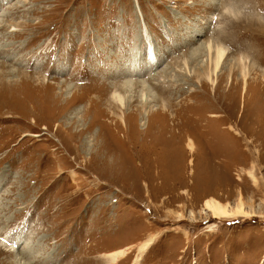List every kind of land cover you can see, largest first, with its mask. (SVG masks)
I'll return each mask as SVG.
<instances>
[{
    "label": "rangeland",
    "instance_id": "obj_1",
    "mask_svg": "<svg viewBox=\"0 0 264 264\" xmlns=\"http://www.w3.org/2000/svg\"><path fill=\"white\" fill-rule=\"evenodd\" d=\"M216 1L218 8L207 6L208 0H0V21L9 14L4 20L17 30L8 37L0 30V46L13 45L19 54L12 62L0 60V73L7 74L6 85H0V224L8 226L1 237L13 239L24 228L43 258L51 253L52 264H105L104 256L126 249L114 264H264V108L258 111L255 102L260 95L264 100V43L260 47L255 38L264 37L244 22L212 36L229 19L217 16L224 7L263 17L264 0ZM211 16L217 18L209 22ZM202 28L199 44L212 36L231 58L217 89L204 80L201 88L191 78L185 90L179 86L190 74L184 58L194 71L201 55L197 62L189 57L198 42L191 37ZM248 32L255 38L246 37ZM150 45L159 59L154 68ZM246 54L262 67L248 77L249 92L233 61ZM145 61L143 79L170 70L145 92L153 90L169 107L149 129L140 124L138 97L129 109L111 101L110 92L103 97L107 105L92 101L100 95L92 92L94 85L117 83ZM26 73L40 82L51 79L56 89L35 90L25 111L24 91L12 83ZM59 84L72 93L62 94ZM75 86L84 89L68 103ZM44 102L52 108L50 117L41 109ZM129 110L134 113L127 132L116 118ZM11 113L15 118H8ZM215 125L218 132L211 136ZM33 126L32 136L25 137ZM218 134L238 149L206 156L188 151L190 138L205 148L204 141L216 142ZM60 140L69 151L82 148L83 162L72 159L78 151L61 149ZM210 197L229 208L245 201L257 217L213 220L202 212ZM210 225L215 226L207 232ZM152 237V246L141 253ZM2 259L20 264L18 258L1 254Z\"/></svg>",
    "mask_w": 264,
    "mask_h": 264
},
{
    "label": "bare ground",
    "instance_id": "obj_2",
    "mask_svg": "<svg viewBox=\"0 0 264 264\" xmlns=\"http://www.w3.org/2000/svg\"><path fill=\"white\" fill-rule=\"evenodd\" d=\"M9 1H11V0H7V2H9ZM219 3L216 0H208V2L206 4H207V6L210 5L211 7L218 8L219 7ZM223 14L229 16L228 17L229 19L224 20V23H222L220 25V27H218V29L217 28L215 29V32H213L212 36H214L216 33L220 34L221 33L220 30H222V32H223L224 27H230L232 24H242V25H244V23H245L246 27H249V29L250 28H255V29H250L252 32H254V31H256V33L259 32L260 36L264 37V16L263 17L262 16H252V15L247 16V15H244V13H242L240 11H234L232 8L229 9L227 7H224V12L221 13V15H217V16L220 17V16H223ZM8 16H9V14L4 13V15L2 16V20L0 21V30H1L2 34H4L7 37L11 36L12 32H17V30L13 28L15 26L10 24V22L4 20V18H6ZM216 18L217 17H215V16H211L209 22L213 21V19H216ZM253 26H256V27H253ZM257 27H258V29H257ZM205 33H206V28H202V30H197L196 32H194V35H196L195 37L194 36L191 37L192 41H198V42H197V45L195 46L196 48H191L192 49V53L190 54L189 57L192 60H194L193 62H195V61L197 62L198 61V53H200L201 60L199 62H197V66L198 67L196 66L194 71H192V70H190V68L188 66V64L190 62L187 60V58H184L183 67L186 70H188V73H190V74H188V77H186L187 78L186 82L185 83H181L179 86L184 87L185 90L189 89V87H188L189 83L187 84V82L191 78L195 79L196 85L198 84V86L201 87V88H203L202 87L203 86L202 85V80H204L205 82H208L213 88L215 87L217 89L219 87L218 86L219 85L218 79L220 77V74L222 73L221 68H222V66L225 65V63L229 60V58H231V57H229V53L231 52V51L229 52V48L226 47V46L224 47L221 42H219V41L217 42L215 39H212L213 38L212 36H211V38L207 39L204 44L200 45L199 44L200 39L202 38L203 34H205ZM15 35L18 37V35H20V34L15 33ZM236 36H237V34H236ZM245 36L246 37L255 38L253 36V34L250 33V32L246 33ZM146 38H148V37H146ZM255 39L258 41V43H259V45L261 47V44L263 45V43H264V39L263 40H259L257 38H255ZM147 43H150L149 38L147 39L146 44ZM248 46H250V45H248ZM149 49H150L149 50L150 53L148 55L149 56V61L148 62L150 63L149 64L150 65L149 68H154V66H157L159 64V59L157 58V55L155 54V49H152V45H150ZM252 49H254V45H253ZM17 56H19L18 51H17V49L14 48L13 45H11V46H7V45L0 46V60H1V58L2 59L4 58L6 61L12 62V60L15 57H17ZM250 57L251 56H249L248 54L240 55L237 60L236 59L233 60L235 62V66L238 67V69H240L239 76H240V78H242V83H243V86H244V88H243L244 92H249L250 91L249 88H248V87H250L248 85L249 84L248 83V77H250L251 73L253 72V68L262 70L261 69L262 67L259 66L260 64L257 65V63H256L257 62L256 60L258 58L253 60ZM253 58H255V57H253ZM24 62H25L24 60L18 59L15 63L17 65H19V66H23L22 64H24ZM146 65H147L146 61H145L144 67H139L138 64H134L133 65L135 67V71L134 72L132 71L131 68H128L127 72H124V75H125L124 79H122L120 81L119 80L116 81L117 83L110 82L108 87H106L105 85H99V86L98 85H94V87H93L94 91H92V92H96L97 94H100V95L95 97V98H92V101H97V102H99L100 105L103 104V106L107 105L106 101L104 100L105 98L103 99V97L106 96V93L110 92V96H111L110 100L111 101L115 102L122 109H126V108L129 109L130 103L133 101L134 98L138 97L139 106L142 108V111H141L140 116H139V121H140L141 126L146 128V129H149L152 126H155L157 124L155 121L157 120L158 117H161V116L165 117V115L168 114L169 107L167 106V101L164 100L165 102H160V100L156 97V93H154L153 90L150 91L149 94H147L145 92L148 91V89H150V84L158 83L160 81V79L163 77V75L167 74V70L168 69H164V70L160 71L159 73L156 72L157 74H153L152 76L148 77V79L146 80V79H143L144 78L143 77L144 71L145 72L148 71V67H146ZM3 66H5L4 63H3ZM171 68H172V66H171ZM174 69H171V70H174ZM169 71L170 70H168V72ZM174 73H176V72H174ZM116 74H118V73H116ZM6 76H7L6 73H0V85H2V86L6 85V83H5V81H6L5 77ZM182 76H183V74H182ZM171 77H170V79H171ZM167 78H168V76H167ZM180 78H182V77H180ZM50 80L51 79H48V81L46 82L45 79H44L43 82H40V80L36 79L35 76L32 73L31 74L30 73H26V74L23 75V77H21V79L16 80L15 83H12V85L17 86L19 89H22V91H24V92H22V94L25 96L26 100H24V101L21 100L22 102H25V103H24V106L21 105L20 108L25 110V111L27 110L26 103L27 102L30 103V101H31L30 97H32L34 92L37 91L38 93H40L42 89L44 91L51 92V90L56 89L54 83L50 82ZM60 85L61 84H59V90H62L64 85H61V86ZM36 86H37V89H36ZM74 88H75L74 89L75 91L73 92L72 96L71 97H67V98L70 99V101H68V103H71L76 98V94L78 92H81L80 89H84V87H82L80 89H77L76 86ZM72 91H73V88L72 87L71 88L68 87V88H65L64 92L62 90V94H65L66 96H68V95H70L72 93ZM51 94L54 95L52 99H53L54 103H56V100H57L56 99V95L54 93H51ZM90 95H91V93H90ZM173 97H174V92H172V95H171L170 98H173ZM108 99H109V97H108ZM5 101L9 102V104L14 103V100L12 102L11 98H8V97H6ZM255 102H256V106L259 108L258 111H260L261 109L264 108V105H263L264 100H263L261 95H260V98H257ZM44 104H45V107H43L41 109L44 110L45 112H47L49 117L52 116L51 110H49V109H52V108L50 107L49 103L48 102H44ZM90 104H91V101H90ZM12 107H11V109H13ZM53 108H54V105H53ZM5 109H7V108H5ZM18 109H19V107H18ZM114 109H116V108H114ZM32 110H36L35 106L32 108ZM72 110H73V108H72ZM110 110H111V113L113 114L112 109H110ZM76 112H79V110H76ZM133 113H134L133 110H129L128 113H125V114L123 113V114L117 116V118H116L117 119L116 121H118L117 124L121 125L122 130H124V128H125L126 131L128 132L127 120L130 118V116H133ZM13 114H12V116H9V117L7 116V117L9 119L10 118L13 119V118H15ZM27 115H28V113H27ZM35 115L36 114H33L32 117L35 116ZM212 116H215V115H212ZM17 117H19V116H17ZM113 117H115L114 114H113ZM34 122H36V121H34ZM50 123L51 122H48L46 124L50 125ZM35 126H36V123H35ZM35 126L28 127V129L30 130V133L34 129ZM50 127H47L45 125V127H43V130L51 131ZM63 128H64V126H63ZM61 130L62 129L58 128V130H57L55 135L58 136L57 135L58 133L60 135ZM217 130H218L217 129V125H215L214 127H212V129H210V131H208V134L213 136V134L215 132L217 134V132H218ZM30 133H26V134H24V136L25 137L26 136H32V133L31 134ZM34 137H42V136H39V135L36 136L35 135ZM217 137H219V134H218ZM8 140H10V139H8ZM92 141H90V142H92ZM195 141H196L195 139L190 138L188 140L187 149L191 153H199V156L200 155L201 156L202 155L206 156L208 154L213 155L216 152L217 153L223 152V151L227 150V148H230L231 149L230 151H235L236 149H238L237 146H236L237 144H232V140H230L228 137H227V139H224V138L220 139V137H219V139L216 140V142L209 138L207 141H204L205 145H206V146H204L205 148H202L203 145H201L200 143H198V145H199V147H198L196 145ZM60 145H61V149L67 150V148H66V146H65V144L63 143L62 140H60ZM5 147H7V146H5ZM73 148L75 150L74 149H72L71 151L67 150V152L72 154V152L78 151V152H76L75 156L72 159L75 162H79L80 161L82 163L83 162V158H84L83 154L80 153L81 152L80 150H82V148L76 147V146L73 147ZM87 148L88 147L85 146V149H87ZM95 148H97V147H95ZM208 148L211 149V151L209 153H205V152L201 153L202 150H205V149H208ZM92 152L94 153L93 150H92ZM62 160L65 161L66 159L64 158ZM191 161H193V160L191 159L190 162ZM84 162L86 163L85 165L92 166V161L90 160V158H86V160ZM1 163L2 162L0 160V165H1ZM251 174L252 173H250V175ZM3 178H4V175H3ZM253 180L255 181V178H253ZM240 194H242V193H240ZM194 197L192 196V199ZM194 199H196V198H194ZM238 202H239L238 205L236 207H234V208L231 207L232 208L231 209V208H229L231 206L230 204H226V205L222 204L221 202L216 200V198L210 197L209 200H206L204 202L205 205H204V209L202 210V212L205 211V212L211 214V218L213 220H216V221H218V220H220L222 218H233V217L234 218H249V217L252 218V217H257L256 211L246 210L247 203L245 201L239 200ZM1 206H2V202H0V207ZM191 215L193 217L194 213L191 212ZM178 216L183 218L182 215H178ZM3 222L6 223L5 220ZM15 225H13V226H15ZM214 226L215 225H210L209 230L207 232L212 231L211 229H213ZM7 228H8V226H7ZM7 228H6V225H2V223H1L0 224V233L4 232ZM24 231H25L24 228L22 230H19V229L16 230V234L11 236V238H13V239H9V237H4L3 238V237H1V236H3V234H0V257H1V254H3V255H7V258H11V257H14L16 259L18 258V261H20V264H52L53 260H52V258L50 256L51 253L50 254L48 253V258H43L41 256V254H40V250H38L39 248L35 247L34 243H31L32 237L27 236L26 232L24 233ZM153 240H154V237H152V239H149L147 242L144 243L143 247L141 248V253L145 252L146 250H148L150 248V246H152V241ZM126 250H128V249H126ZM126 250H123V251H120V252H114L113 254H109V255L104 256V261H105L104 263L105 264H114V263L118 262L119 259L125 257ZM0 264H11V263H10L9 260L2 259V260H0Z\"/></svg>",
    "mask_w": 264,
    "mask_h": 264
}]
</instances>
